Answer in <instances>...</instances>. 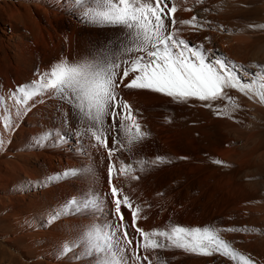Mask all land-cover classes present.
Wrapping results in <instances>:
<instances>
[{"label": "snow or ice", "instance_id": "6c2138e0", "mask_svg": "<svg viewBox=\"0 0 264 264\" xmlns=\"http://www.w3.org/2000/svg\"><path fill=\"white\" fill-rule=\"evenodd\" d=\"M170 2L171 0H91L90 3L89 0H72V6L80 11L84 21L98 26H118L125 29L120 52L106 51L77 62L61 59L54 62L49 71L38 73L39 79L17 86L10 93L9 98L16 105L17 118L26 115L35 103L43 102L45 95L55 96L69 105L73 117L87 125L75 134L79 137L87 133L95 139L97 146L108 150V182L113 198L110 203L118 222H109L113 216L111 209H108L107 218L103 217L104 205L93 190H82L78 197L68 199L47 221L51 224L64 215L93 213V222L83 226L76 239L65 242L59 250L60 255L74 253L75 249L80 248L82 254L90 258V264H143V261L152 264L144 253L174 248L204 256L219 254L235 264H255L250 257L240 253L220 235L224 231L247 232V227L221 229L215 226L174 224L168 228L145 231L137 226L142 211L140 206L133 207L126 194L121 198L123 189L112 184L113 177L119 178L121 175L132 180L139 179L131 174L134 171L131 164H125L117 157L120 164L117 168L112 157L124 148L125 141L130 150L133 144L141 142L148 135L141 131L142 125L139 123L134 124L136 131L130 130L133 124L128 122L137 121L138 114H134L135 110L131 105L119 96L118 89L121 86L161 93L180 103L195 98L207 102L204 105L206 107H212L214 101L223 100L231 105L233 111L240 107L235 98L228 94L229 89H234L264 104V66L254 65L258 70L249 72L224 57L210 60V50H206L203 45L190 46L188 41L180 37L179 29L176 28L177 24L191 25L196 29L203 25L196 16L189 20H176L173 14L177 8L175 4L168 8ZM170 18L171 25L166 23ZM249 27L264 28V25ZM37 97L41 99L36 100ZM3 103L4 98L0 95V104ZM226 111L227 105L216 108L218 115H223ZM62 115L63 123L70 126L68 112H63ZM109 118L110 122L106 127ZM16 126L10 116H4L5 128L14 130ZM109 130L116 133L111 137V147L107 135ZM121 133L122 138H118ZM53 138L60 142L64 136L52 131L45 132L34 139V144L41 146ZM3 144L4 141L0 138V147ZM163 159L157 157L156 161ZM138 163L139 170L144 171L146 164L150 166L155 161L141 160ZM84 171L68 169L40 183L45 186L78 176ZM122 207L131 212V227L142 240L135 235L130 238L129 225L125 222ZM97 213L101 215L99 220L95 219ZM133 239L136 240L134 247Z\"/></svg>", "mask_w": 264, "mask_h": 264}, {"label": "bare ground", "instance_id": "6f19581e", "mask_svg": "<svg viewBox=\"0 0 264 264\" xmlns=\"http://www.w3.org/2000/svg\"><path fill=\"white\" fill-rule=\"evenodd\" d=\"M214 1L215 0H207V2L210 3H214ZM173 4H175L177 8L176 13L173 14L174 18L180 21V20H189L191 19V17L195 16L191 10V6L192 5L197 6L200 3L199 0H171V2L168 4V8H171ZM71 7L73 8L72 10L73 12H71V17L76 18V20L78 21L83 20L81 18L80 11L76 10L72 6V0H0V51L2 52V54L0 55V95H2L4 98V103L0 104V138H2L4 141L3 147H0V178L3 182H5L6 185L9 182L15 184L19 180H23L22 183L24 184L23 187L24 189L23 188L18 189L16 187H12L11 188L12 192H16L17 190L23 189V191H25L28 196L30 195L35 197L30 199L31 203L33 202L35 203V201L42 200L41 201L42 203L44 204L47 203L51 205L52 202L56 201L53 198V195L55 193L57 194L63 193L65 194V196H67V193L68 194L74 193L75 191H73V187L71 186V184L76 180V176L69 177L66 179H61L57 182L46 184L45 186H41L40 182L46 181L47 178L50 176L56 174H62L65 170L79 169L82 166H88L91 163V160H93L95 157L100 158L99 160L102 161L106 170L107 178L105 176L102 193H105L106 190L110 191V185L108 182V165H109L108 150L102 146H97L95 139L92 138L87 133L79 137L75 134L77 130L86 128L87 127L86 124L78 123L80 124V126L79 127L77 126L75 132L72 133L73 139L70 141L68 139H63V141L57 142L53 138L41 146H36L34 144V139L45 132L52 131L57 134H62V129L64 125L63 123L64 117L62 113L68 112V106H66L65 103L60 110H55L56 105L59 103V99L56 98L55 96L45 95L42 98L43 102L35 103V106L32 107L31 110L28 111L26 115L17 118L16 105L14 101L9 98L10 93L14 91L17 88V86L30 83L35 79H39L38 73L42 74L50 70L51 64H48L44 60V58H41L42 60H39L37 58V54L33 50V48H35L36 46L34 47L33 45L35 44V41L37 42L38 37L42 38L43 36H45L44 32H47L48 35H51L50 29L54 27L53 19L57 17L59 11H64L66 9L68 10V8ZM212 7L208 11H203V17H199L200 15L196 16L198 22L203 25L202 28L196 29L193 28L191 25L177 24L176 28L179 29L180 37L188 41L190 46L203 45V47L206 50H210L209 51L210 60L215 57H224L227 58L228 61L234 62L235 65L237 66H243L249 72L257 71L258 69L254 67V65H259V64H253V66H246L245 64H243V62L240 61V59H238L237 57H235V55L232 54L230 47L224 46L222 40V32L227 30V27L222 22L223 19L222 17L226 12L225 10L221 11L219 9H212ZM165 11H167V9H165ZM35 15H37L38 17H36ZM43 17H44V22H42ZM228 20L229 19H227L226 21ZM166 23L171 25V18L167 20ZM117 37H119V39L121 40L120 44L117 47L107 48V49L104 48L101 51V53L97 51L94 53L93 56H88L87 59L101 55L103 52L106 51L119 53L120 45L124 41L125 37L122 31L118 34ZM38 56H40V54ZM126 58L127 57H122V59H126ZM260 66H264V65L260 64ZM238 74H240L239 71ZM118 91H119V96L129 105H131L133 110H135L134 114H138L137 121L128 122L133 124V127L130 130L133 132L136 131L134 124L139 123L140 125H142L141 131L148 133V135L141 142L133 144L130 150H129V146L125 141L124 148L116 152V154L112 157V162L116 164L117 168L120 167L119 160H123L125 164L132 165L134 171H132L131 174L139 177V179L132 180L129 178H125L123 175H121L119 176V178L113 177L112 179V184H114L116 187L122 189V187L126 188L127 186L132 193H135L137 203L134 202L135 204L133 205L135 206L139 205L140 208L142 209V211L139 214L140 218L138 219L137 226L144 229L145 231H150L153 229H160V228H168L169 225H174V224H179L182 226L203 227L204 223H210L212 226L221 229L247 227L249 229V231L247 232L224 231L221 232L220 235L226 241L231 242L232 246L240 253L250 257L255 262V264H264V261H262V259L260 258L263 257L264 255L263 256L258 255L255 258L253 257L254 256L253 254L259 253L257 247H260V245H262L260 243L264 239L263 237V239L260 240L261 242L259 241V238L261 239V236L263 235V232L260 229L259 225L260 222L262 221V218L264 219V217H262L260 213L261 211L259 210V208L260 207L263 208L262 205H264V203L262 204L261 202H259V204L262 205L256 203L257 205H259L258 207L254 204L258 200L252 203L253 202L252 199L251 201L248 200V197L250 196H247V200L250 203L247 204L246 202L247 205L245 204L243 205L242 203V204H237L236 206V204L234 203L236 199L234 200V202L232 199L233 197L236 198L238 196V195L234 196V193L237 192L241 187L238 188V190L236 189L237 191H235L234 193L233 192L230 193L229 191L231 189H229L227 186L229 191H227V193L216 192L217 195L215 196V198L212 196L214 200L209 199V196L211 197V195H213V193L215 192L214 190H217L215 188L212 189L214 192L212 193H208L209 191L207 192L208 196L206 195V193H204L206 190L205 191L203 190L204 191L203 192L202 189L201 191L203 193H193V192L189 193L191 191L187 192L185 191L186 189L184 190L183 186L185 184L184 185L182 184L184 183L183 181L181 183L183 186L182 185L181 186L183 187L184 192L183 191L179 192L178 190H180L181 188L180 182L183 180V178L180 181L177 180V177L178 176L182 177L183 174L182 175L178 174V176L177 177L175 176L176 178H174V180L176 179L177 181H180L177 183V185L179 184L180 187L178 188V190H174L172 186H170L169 193H161V188H160L161 184L159 185L156 182L157 180L155 181L156 178L155 179H151L150 177L147 178L148 176H152L151 174L153 175L156 174L155 170L152 169V167L154 168L155 165L156 164L158 165L159 162L165 165V167L167 168L166 171L177 170L179 171V173L181 172L185 173L188 164H190L189 162L193 160L192 158L197 157V155H199L198 153L196 155L197 145H195L196 143L193 142L192 140L194 137H191L192 139H190L189 141V138L187 136L190 128H192L191 124L192 125L194 124L192 121H195L194 117L196 116V114L194 113V111L196 112V110H201V107L205 105L207 102H202L199 101L198 99L191 98L187 102L180 103L174 101L173 98L168 97L161 93H155L150 90L128 89L123 86H121L120 89H118ZM233 92L234 94L237 95L241 94L234 89L228 90V93H233ZM35 99L39 100L41 98L37 97ZM252 100L258 105H264L260 103L258 99H252ZM218 102L220 103L221 100L212 102L213 106L215 103H217L218 105ZM30 103L32 102L30 101ZM225 114L227 115L226 112ZM4 116H10V118L16 122L17 126L14 128V130H9L4 127ZM109 122H110V118L109 121H106V126L107 123ZM189 134L191 133L189 132ZM108 140H109V147H111L112 146L111 138L108 137ZM228 145L226 144V146L224 147L225 149L222 148L223 150L222 158L223 157L226 158L227 153L234 154V152L231 153L230 149L228 150L226 149ZM139 149H143L145 151L149 162L155 161L154 163L155 165L153 166V164H151L152 167H150V170L147 171V173L149 172L148 175H143V173L142 175L141 173H139L138 175L137 169L135 168L134 164L137 163L135 162V158L139 156V154L138 155L136 154V150L139 151ZM231 149H233V147ZM218 152H220V150ZM11 156L15 158L11 159L12 158ZM228 156H227V160L230 157H232V156L230 157ZM243 156L244 155L242 154V156L240 157ZM117 157H119V160L117 159ZM157 157H162L164 159L162 161H156ZM31 158L35 159L34 160L35 164L30 163ZM244 160L246 159L243 158L242 161ZM200 161L198 162L201 163ZM191 162L194 163L193 161ZM195 162H197V159ZM191 167L193 169V166ZM201 167L203 166L200 165V168ZM155 169L156 171H158L157 167ZM199 169L196 170L200 171L201 169L200 170ZM192 172H195L194 169L192 170ZM215 172H217V170ZM169 173L170 171L168 172V174ZM196 175L201 176L202 174L198 173ZM206 175L208 174H205V176ZM216 175L217 174L215 173L214 176ZM191 176L196 177L195 175H191ZM191 176L190 178L194 180V178H192ZM226 176L224 177V179L226 178ZM187 177H189V175ZM222 177L223 176L221 175V178ZM231 177H229V181ZM221 178L219 177L218 179L217 176V179L216 178L215 179L220 180ZM226 179L228 180V178ZM174 180H172V183ZM195 181L196 180H194L193 182ZM206 181L208 182V180H205V183ZM230 183L231 181L229 182V184ZM218 184L216 185L217 188L220 186ZM226 184H228V182H226ZM232 184H233V180H232ZM192 185L193 184H191V187ZM200 185H201V181H200ZM174 187L177 186L175 185ZM195 187H193V189ZM231 188H233L232 185ZM0 189L5 190L6 188L4 185L0 184ZM243 190L245 191L244 188ZM224 191H226V189ZM248 192L249 191H247L245 195H248L247 194ZM245 195L244 197H246ZM242 196L239 197L238 199L240 203H241L240 198H243ZM244 199L245 198H243V200ZM61 200H59V202ZM162 201L163 202L167 201L169 204L167 210L169 212L170 218L165 217L160 219L157 209L161 206ZM231 202L235 204L233 205L235 207H229V204H231ZM251 205L252 206L254 205L253 207H258L259 211L254 210ZM110 207L107 208L111 209ZM111 210L113 212V216L111 218L112 222H118L114 214L115 210L114 209ZM55 211L56 210H54L53 212ZM53 212L49 210V212L47 213L48 218L51 214H53ZM41 213L43 214V212ZM127 217L129 218V221L126 224L129 225L128 231L130 233V238H132V236L135 235V237L142 240V237H140L138 233H135L134 228L131 227L132 214L130 211H128ZM56 226H57L56 221L51 223L50 230H52V228ZM253 229H255V231H253ZM135 243L136 240L133 239V247L135 246ZM167 251H169L168 264H205L204 260L206 258H209L210 260L211 257V256L198 255L194 253H188L183 250L174 249V248L171 250L169 249ZM144 255H147L149 257V259L152 261V264H161L159 260L160 257H157V250L155 252L144 253ZM217 255L219 258L218 264H235L234 261L225 258L219 254ZM257 257H259V259L261 260H257ZM143 264H148V261H143Z\"/></svg>", "mask_w": 264, "mask_h": 264}, {"label": "rangeland", "instance_id": "374dc122", "mask_svg": "<svg viewBox=\"0 0 264 264\" xmlns=\"http://www.w3.org/2000/svg\"><path fill=\"white\" fill-rule=\"evenodd\" d=\"M89 2L91 3V0H89ZM199 3L200 4L197 6H191V10L195 16L200 15L199 17H203V11L210 10L212 6L214 7H212V9H219L221 11L225 10L226 13L228 12L222 17L223 19L225 18L224 20L222 19V22L227 27V30L222 32V40L224 46L230 47L231 52L233 55H235V57L240 59V61L246 66H253V64L264 65V28L249 27L250 25H264V0H215L214 3L207 2V0H199ZM72 10L73 8L71 7L68 8V10L66 9L64 11H59L57 17L53 19L54 27L50 29L51 35H48L47 32H44L45 36L42 38L38 37L37 42L35 41L33 46L36 47L33 48V50L37 54V58L39 60L44 58V60L51 65L54 62L60 61L61 59H67L69 62H77L86 59L88 56H93L97 51L101 53L104 48H115L120 44L121 40L117 36L121 31L124 35L125 29H122V27L118 26H98L84 20L78 21L76 18L71 17V12H73ZM35 16L38 17L37 15ZM227 19L229 20L226 21ZM42 22H44V17ZM1 54L2 52L0 55ZM39 54L40 56H38ZM228 94L234 97L236 103L240 106L236 110H231V105L228 104V102L221 100L220 103L218 102V105L217 103H215L216 105L214 104L212 107H206L203 105L204 107L202 106L201 110H196V112L194 111L196 114L194 117L195 121H192L194 123L193 125L190 123L192 128H190L189 132L191 134L188 132L187 136L189 141L192 139L191 137H194L192 140L196 143L194 144L197 145L198 152L196 151V155L197 153L199 155H197V157H193V160H191L195 164L190 161L185 173H179L177 170L166 171L167 168L161 162H159L158 165L153 164V166L155 165L154 168L152 165L149 166L146 164L144 166L145 170L140 171V165H137L139 164L138 161H148V157L143 149H139L140 152L136 150V154H139V156L135 158V162L137 163L133 161L135 163L134 165L137 169L138 175L139 173H141V175L142 173L143 175H148L149 172L147 173V171H149L150 167H152L156 174H151L152 176H148L147 178H156L155 181L157 180L156 182L159 185L161 184V193H169L170 186H172L174 190H178V188L181 187L180 190H178L179 192H184L186 189L185 191L187 192L191 191L189 193H203L206 190L204 193L207 195L208 191V193L215 191L211 197L209 196V199L211 200H214L213 197L215 198L217 193H227L229 189L232 190L233 188L234 189L232 191L230 190L229 192L234 193L238 190V188L241 187L242 189H239L241 191L238 190V193L235 192L237 194L234 193V196H238L236 198L233 197V202L235 199L238 201L239 197L243 195V192L245 195L246 192L249 191L247 193L248 195H245L246 197H244V195L242 196L245 198L244 200H247V196H250L251 198L248 197V200L251 201L252 199V203L258 200L254 204L258 207L259 205H262L264 203V105L256 104L252 99L248 98V96H243L241 94L237 95L234 94V92ZM63 105L64 103L59 100L55 110H60ZM225 105H227L228 110L230 109L229 111L227 110L228 112L226 111L227 115L223 114V116L216 114V108L225 107ZM66 106H68V120L70 126H66L65 124L63 125L62 135L64 136V139H68L70 141L73 139L72 133L75 132L77 126H80V124H78L80 122L77 118L72 116L69 105L66 104ZM107 135L111 138L113 135H116V133H113L111 130H109ZM119 136L118 138H122V134ZM226 144H229L226 149H230L231 153L234 152V154L232 153L234 156L230 153L226 154L227 156L229 155L228 157H233H230L228 160L227 156L226 158H222V148H224ZM232 147L233 149H231ZM219 150L221 153L218 152ZM242 154L245 157H240ZM14 158L12 157L11 159ZM243 158L246 160L242 161ZM94 159L91 160V163L88 166H82L79 168L84 169L85 171L82 174L76 176V180L71 184L73 191L75 192L71 194L67 193V196H65L63 193V195L59 193L62 197L55 193L53 198L56 201L52 202V204L50 203L51 205L47 203H45L47 204L45 205L41 202L42 200L31 203L30 199L35 197L30 195L28 196L27 193L23 191V180H19L15 184L9 182L6 185L5 182H3L0 178V184L4 185L6 188L5 190L0 189V264H90V258L86 255H83L80 248L75 249L74 253L70 252L67 255H60L59 250L65 242L76 239L83 226L93 222V213L87 212L80 215L61 216L58 220H56L57 226L52 228V230H50L51 224L47 223L49 219L47 213L49 210L52 212L54 210H59L68 199L72 198V196L78 197L82 190L90 189L93 190L97 194L98 198L102 201L104 205L103 217L107 218L106 213H108V208L111 206L110 208L114 209L113 205L110 203L113 198L109 190H106L105 193H102L106 170L102 161L99 160L100 158L95 157ZM196 159L197 162H195ZM34 160L35 159L31 158L30 163L35 164ZM198 161H200L202 164ZM215 161H220L221 163L217 164ZM200 165L203 167L200 168ZM191 166H193L195 172H192L193 169ZM156 167L158 171H156ZM196 169H199L200 171ZM216 170L217 172H215ZM169 171L171 173H169L170 177L168 174ZM197 171L199 174H202L201 176L198 175L200 178L196 175L198 174ZM215 173L217 174L216 176H214ZM178 174H183V176L180 177ZM205 174H208L206 175L208 178L205 176ZM209 174L210 176H213L210 177ZM188 175L189 177H187ZM191 175H195L196 177ZM221 175L223 176L222 178ZM175 176H178L177 180L181 181L182 178L183 180L181 182L177 181L176 179L174 180V178H176ZM190 176L196 180V183L193 182L194 180H192ZM217 176L218 179L219 177L221 179L216 180ZM225 176L228 178V180L226 178L224 179ZM229 177H231L230 184ZM171 179L174 180V184L172 183ZM199 180L201 181V185ZM205 180H208V182L206 181L205 183ZM183 181L184 183H182ZM225 181L228 182V184H226ZM178 182H180V187L179 184L177 185ZM181 183L185 185L183 186ZM191 184H193L192 187ZM217 184L220 185L218 188L216 186ZM175 185L177 187H174ZM181 185L184 187V190ZM231 185L233 188H231ZM12 187L23 189L12 192ZM193 187L195 188L193 189ZM123 188L124 187H122V189ZM214 188L218 191H213L212 189ZM224 188L226 191H224ZM201 189L204 191L202 192ZM125 194L130 197V200L133 204L137 203L135 193H132L127 186L123 189L121 198ZM60 198L63 199L61 200ZM243 198H240L241 203L239 201L237 203L235 200L234 203L236 206L237 204L243 203V205H247L250 203L248 200L244 201ZM59 200L61 201L59 202ZM233 202L229 204V207H235L233 206L235 205ZM259 202L262 204H259ZM262 206L263 208L260 207L259 210L261 211L260 213L262 217H264V205ZM168 207L169 204L167 201L161 202V206L157 209L160 219L165 217L170 218L169 212L167 210ZM258 207H253V209L259 211ZM121 210L124 214L125 222L128 223L129 218L127 217V214L129 210L124 207H122ZM41 212H43V214ZM95 219H101V215L97 213L95 215ZM109 222L112 223V220ZM203 226L212 225L210 223H204ZM259 226L264 235L263 218ZM263 235L261 236V239L259 238V241L263 239ZM260 244V247H257V250L260 254L257 252V254H253L254 256H252L254 258L258 255H264V239ZM164 250H157V257H160V262L168 264L169 251L167 250L169 249ZM216 255L217 254L211 255L210 260L209 258H206L204 260L205 264H218L219 258L218 255ZM263 257H260L262 261H264ZM261 259L257 257V260Z\"/></svg>", "mask_w": 264, "mask_h": 264}]
</instances>
